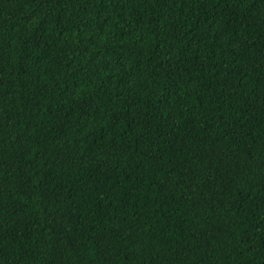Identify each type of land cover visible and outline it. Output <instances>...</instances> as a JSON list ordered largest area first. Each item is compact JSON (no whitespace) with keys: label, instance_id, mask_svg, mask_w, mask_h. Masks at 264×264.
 I'll list each match as a JSON object with an SVG mask.
<instances>
[{"label":"trees","instance_id":"1","mask_svg":"<svg viewBox=\"0 0 264 264\" xmlns=\"http://www.w3.org/2000/svg\"><path fill=\"white\" fill-rule=\"evenodd\" d=\"M0 264H264V0H0Z\"/></svg>","mask_w":264,"mask_h":264}]
</instances>
